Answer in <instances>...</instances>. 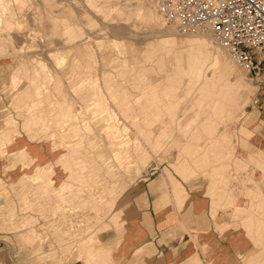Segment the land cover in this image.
<instances>
[{
    "label": "bare ground",
    "instance_id": "bare-ground-1",
    "mask_svg": "<svg viewBox=\"0 0 264 264\" xmlns=\"http://www.w3.org/2000/svg\"><path fill=\"white\" fill-rule=\"evenodd\" d=\"M10 1L16 3L17 10L12 8V6H9ZM82 1L83 3H86V5H88L86 9L78 10L75 7H72L70 9V15H68L71 16L72 21L67 22V20L59 18L61 14L59 15L58 13H56L57 10L56 8L53 9V7L56 6L55 4L58 2V0H0V55L12 56V54L15 53V51H20L22 48L24 49L26 47V46L23 47L25 43L24 45H22L23 43H21L23 42V38L21 33L18 32V30H21L22 26L18 24L19 23L18 18L28 15L30 6L32 5L34 6L38 14L43 13L46 17L45 21L44 20H40V21H44L48 27V30L47 31L45 30L47 35V36L45 35V39H47V43L49 40L50 44H55L59 46L61 45L64 47L65 50L75 49L74 51L77 54H79L78 56H81L83 54L81 53L80 47L78 46L76 47L74 44L85 39L87 35V32L84 29L85 25L83 26L82 23L79 22L78 20L82 18L81 16H84L88 18L90 24L91 23L94 24L91 20L92 17H90L91 16L90 13L87 12L88 9H90V11H92L93 14L100 15L104 19L111 17L112 14H116L120 16L121 20H124V23L120 22L122 24H128V22L125 21L129 20L130 22L132 15L137 10L139 17L142 20L148 23L153 29H157V33L160 34V36H158L160 38L158 41L161 44L164 43L166 40H168L167 36L171 34L172 35L176 34L175 36L177 35L182 36L183 41L188 47V49L186 54L181 53L180 55L177 56L175 55V58L177 59V61H179V63L176 62L177 64L176 66L178 70L177 73L174 74L173 72L174 74L173 77L167 78L168 82L164 85V87L161 90H157L156 92H151L147 96L146 102L140 106L139 110H136V107L133 108L132 106L133 103H130V101L134 102L137 100L136 102L138 103L136 104H139L141 99L132 100L131 97H130L131 100L129 99V101L128 99H123V100L120 99L119 104L122 110L121 111L122 114L123 113L126 114V116L128 117L126 118L127 120L129 119V115L130 117H132L131 120L134 119L133 122L135 123H132V121L131 123L135 131L137 130L136 133L139 132V134H137V137L138 135L140 136L141 134H143V136L145 135L147 139H149V141L153 139L155 145H157L158 142L160 141L158 139L159 134L162 133L168 134V131L171 130L170 128L171 125H173V128L175 130H180L181 133L185 136L183 140L176 138L175 140L177 143H181L182 151L187 154V158L190 159L192 163H196L198 165L204 163L208 164L216 160L222 158L225 159V158H229V156H232L235 147L234 141L230 143V141L232 140V136L229 135L228 131H225L219 135L214 133L215 132L218 133L219 122H222L226 118H229L231 116L236 118L235 121H237L242 117L243 113L245 112L244 107L246 106L247 102L250 99L249 95L252 90L251 88H248L250 86L244 87L241 84L240 80H236L235 82H232L230 80L229 77L231 74V70L235 66H233V61L229 59L228 55L223 51V49L228 54L229 52L224 47L221 46V44L216 40V38L211 34V32L197 31L189 34L177 33L171 25L165 24L164 20L158 13L157 11L158 0H118V1L117 0H82ZM69 5L72 6L71 4ZM80 6L83 5H81L80 3ZM84 8L82 7V9ZM1 18H3V20H1ZM33 20L35 19L33 18ZM114 21H112V23H109V25L114 24ZM117 27L116 29L119 28ZM128 29L130 30V28ZM87 37L89 38V36ZM16 41H19L21 44L16 45ZM161 44L160 46L163 47L164 44L163 45ZM163 50L165 51V49ZM22 53L24 52L22 51ZM32 55H34V53ZM162 55L164 57V52ZM66 57L68 58V56ZM54 58L56 61V65L58 66L59 65L63 66V64L66 63V60L67 63L69 62V64H71V60L69 61L68 59H65L61 56H55ZM30 59L28 58L19 61L16 65H14L12 69L13 70L12 77H14L15 80L11 82L10 85H6L10 90L13 91V92L11 91L12 92L10 97L11 104L10 101L9 104L12 105V107L17 110V113H19L20 115L22 114L23 119H22L21 128L24 130L23 135H25V137H29V138L35 137L37 139L41 138L38 142H41L43 140H49L52 146L51 150H58L59 153L56 154L54 160L49 161L45 164H36L32 172L23 173L16 181L14 182L12 181L10 187L12 190L13 188L17 189L16 187L19 188V193L21 194V201L23 207H26L27 204L30 203L31 196L33 194L42 191L43 196L46 200H51L55 202L57 205L56 206L57 208L53 214L54 216L53 219L57 218L59 215L65 214L66 211L68 210L76 209L79 203L81 204L89 203L90 211H92L91 213L93 214L92 217L94 218L99 217L100 209L95 199L91 197V191L93 188H91L90 190L88 189L90 192L87 194L88 190L84 187L87 185L85 182L87 183L91 182V180L88 182V179H93L94 175L85 174L86 170L88 169V166L85 163L86 160L82 157H76L73 150L71 149V146L73 145L72 143L75 141L74 139H78L74 137V131L78 128L77 124L79 123V121L87 129L91 128L89 125L90 123L88 122L89 120L94 124V127L100 128L103 125V119H104L102 116L103 108L97 105L96 103H94L93 95L92 96L86 95L85 97L83 96L84 93L81 92L83 93L82 94L83 103L85 105L86 108L85 110L87 114L82 112V115L77 116L76 113L74 112L72 103H70L66 99L67 89H65L63 87V83L59 81V77L56 75L57 72H54L56 76L53 75V73L50 74L48 69L49 67L46 66V63L44 61L38 60L36 61V63H34L32 59L31 60ZM234 61L236 63L235 59ZM162 62L164 61L162 60ZM32 67H35L36 71L41 73L42 76L35 80H32L30 78ZM69 67L72 71L76 69L75 65L74 66L69 65ZM141 70L143 71V69ZM223 70L226 72H223ZM151 71L152 74H149V76L144 75L147 78L145 83L148 81L149 78L155 77V75L153 76L152 68ZM159 73H161L160 70ZM132 78H133L132 82L135 80L138 81V79H136L135 76H133ZM50 81L54 82V86L57 91V94L60 96L58 99L54 98L56 102L51 100V97L54 96L53 95L51 96V90L49 88ZM154 81L158 82L156 80ZM181 83H183L182 87H180ZM72 85L75 86L73 88L78 89V91H80L81 87L79 89L78 88L79 85H77V83H74ZM105 87L108 90V94H109V92H111L112 89L111 84L108 83L106 84ZM119 87L120 86H118V88ZM118 90H122V89H118ZM122 91L125 92L126 90H122ZM126 93L127 92H125V95ZM87 96L89 100H87ZM113 96L115 95H112L111 92L109 94V97L112 98ZM188 97L190 98L189 99L190 103L196 104V107H192L190 109L188 108L186 110L183 109L184 114L183 117H181V115H178L179 114L178 110H180L182 106L181 102L184 101L186 104L187 101L186 99ZM162 98L167 99V103L163 106V108L162 107L155 108V104L159 103ZM29 101H31V104ZM2 107L3 106L1 105L0 112H3ZM151 107H153L154 109L152 108L151 110ZM136 111L137 113H135ZM117 113H119V108ZM146 113H147V117H144V127H141L140 124H138L136 121L137 120L136 115L140 116V114H142L141 115L142 117ZM162 113L167 116L166 118L168 119V121L163 120L165 118H162L163 117ZM120 118L123 117L120 116ZM86 119H88V121H86ZM119 121L122 120L120 119ZM70 123H72L71 129L67 133L47 132L54 126L64 127ZM17 124L18 123L17 122L15 123V119L13 117H9L7 121L4 122L3 125H0V129L3 128V130L0 131L2 132L0 135V155L6 156V161L16 160L17 158L21 159L23 160V162H25L26 166L29 168V166L32 164L34 159L29 155L27 150V145L24 144V141H22V139H19V136H21L20 135L21 132L18 130ZM127 124H129V122H127ZM155 129L156 132L154 131ZM189 131L190 132L192 131L191 135L187 134V132L189 133ZM45 132H47V134ZM208 133L209 135L211 133L213 135L211 134L212 136L208 138L206 136L208 135ZM185 134H187V136ZM166 136L164 135L165 138ZM205 137L208 138V140L210 139L211 140L210 141L206 140L205 142ZM106 138L109 141L108 142L109 145L112 138L114 141H116V128L113 124H111L107 128ZM146 140L145 142H147ZM150 143H152V141ZM18 144H20V146L17 148L16 145ZM138 144L139 142L136 141L135 151L137 149V151H139L138 153L139 157L141 159H144L145 154L141 150ZM10 145H13V149L10 152H8L7 147ZM159 145L160 144H158V146ZM158 146H156V149ZM125 151L127 150L125 149ZM112 156H113V160L116 161L120 156V151L118 152L117 150H114ZM126 158L127 157L124 156V159ZM253 160L254 163L262 170L263 178L258 182L259 185L258 183L256 184V186L254 184L255 186L254 188H248L246 190L245 192L246 200H247L246 207L241 209L240 207L235 206L236 209L233 217L236 218L242 224V226L247 231V235L250 238L258 240V242L260 241L259 240L260 238L261 241H263L260 242L263 244L264 243V161L260 159L259 160L253 159ZM74 163H77L78 165L75 167ZM180 165L181 166L179 167V171L181 172L185 180L189 179L192 175H195V170L191 169L187 163L183 162ZM56 166L59 167L65 174L64 177L59 182H55V180L52 177L53 174L55 173ZM219 168H214L213 170L207 173L208 176L210 177V184H211L210 193L212 196L210 210L212 212L211 214H213L214 217H216L217 214L216 212L218 211L217 209L219 202L223 200L224 196H226L227 199H229V202H227L228 205L229 204L233 205V201H234V197L231 191L232 189L231 190L229 189L230 190V191L228 190L229 192L228 191L226 192L225 189V186L227 187V182L229 180L224 175L223 170ZM249 177L251 176L248 175L247 178ZM94 180L96 179L94 178ZM0 181L3 183L2 180ZM94 182L95 181L92 180V183ZM83 183H85V185H83ZM244 183L246 184V182ZM77 184L80 186L83 185V187L77 188V186H74ZM172 186L175 188L177 194H180L182 199L184 200L187 193L182 183L180 181H176L173 183ZM77 199H78V203H76ZM223 204L221 205L222 207ZM224 207L226 206L224 205ZM14 208L15 207H13V209ZM255 209L256 210L258 209L259 212L261 213L260 218L256 217ZM14 213L12 212L10 216L13 217ZM115 218L116 217L114 216L112 220H115ZM87 221L90 223L93 222V220L90 218H88ZM78 223H80V225L82 226L83 221L82 222L79 221ZM62 224L63 226H66L67 222L63 221ZM23 225H26L25 228H27L28 226L27 224H23ZM77 226L78 225H76V227ZM214 226L218 228L216 229L218 231L222 229V226H219L217 223ZM107 227L108 224L103 225L98 229L96 228L97 229L96 232L99 233L101 230H104ZM19 229L21 228L19 227ZM19 235L23 239L24 243L33 244L38 242L35 248L33 249L34 254L38 256V258L49 256L47 250L41 251L43 249V244L39 240L41 237L43 238L42 241L44 243L47 242L48 237L46 235L41 236L40 233L38 234L33 230H30L28 232H23ZM97 241L98 239L96 234L85 235L78 239L76 245V251L78 252V258L84 261L85 264H98L99 262L104 261L105 252L102 248L97 247L96 245ZM255 242L257 243V241ZM205 246L206 245H204V248ZM92 254H94L95 257L92 258L93 256ZM259 264H264V259Z\"/></svg>",
    "mask_w": 264,
    "mask_h": 264
},
{
    "label": "rangeland",
    "instance_id": "rangeland-1",
    "mask_svg": "<svg viewBox=\"0 0 264 264\" xmlns=\"http://www.w3.org/2000/svg\"><path fill=\"white\" fill-rule=\"evenodd\" d=\"M78 1L77 0L76 1L75 0L74 1L73 0H58V2L55 4L56 6H54L53 9L56 8L57 9L56 13H58L59 15L61 14V16H59L60 19L67 20V22L72 21L71 16H68L70 15V9L72 7H75L78 10H85L86 7L88 6L86 5V3H83L82 0H78ZM80 3L83 6H80ZM69 4H71L72 6H70ZM9 6H12V8L17 10V5L15 2L10 1ZM82 7L83 8L85 7V8L82 9ZM87 12L90 13L91 15L90 17H92L91 20L94 24L92 23L90 24V22L88 21V18L84 16H81L82 18L78 20L79 22L82 23L83 26L85 25L84 29L87 32V35L85 37L86 40L83 39L82 41L74 44L76 47L77 46L80 47L81 53L83 54L81 56H78L79 54H77L74 51L75 49L65 50L64 47L61 45L59 46L55 44H50L49 40L47 43V39H45V35H46V31L48 30V27H47V24L44 22L46 17L43 13L38 14L33 5L30 6L28 15L18 18V22H19L18 24L22 26L21 30H18V32L21 33L22 38H23V42L21 43H23L22 45H24L25 43L23 47L26 46L24 49L22 48L21 50L27 55L22 53L21 50L15 51V53H13L14 55L12 54V56L0 55V106L2 105L4 107V108L2 107L3 112H0V125H3L4 122L7 121L9 117H13L15 119V123L16 122L18 123L17 124L18 130L21 132L20 133L21 136H19V139H22V141H24V144L27 145V142H38L41 138L39 139L35 137L29 138L23 135L24 130L21 128L22 119H23L22 114L20 115L19 113H17V110L13 108L12 105H10L11 104L10 97L13 91L10 90L6 86V84L8 81L9 83L8 85H10V83L15 80V78L12 77V74H13L12 69L14 65H16L21 60L31 58L34 63H36V61L38 60L44 61L46 63V66L49 67L48 69H49L50 74L53 73V75H55L54 72H57L56 75L59 77V81H61L63 83V87L67 89L66 99L70 103H72L74 112L76 113L77 116L82 115V112L87 114L85 110L86 109L85 105L83 103V97H82L83 93H84L83 96L85 97L86 95H89V96L93 95L94 103H96L97 105L103 108L102 110L103 112L102 116L104 118L103 125L100 128L94 127V124L90 120L88 121V119H86V121L90 123L89 125L91 128L89 129L91 130L86 129L83 133L80 132L81 137H83V143L85 145L83 155H84V158L86 159V162H85L86 165H91L92 163L96 165V161L98 162L97 168H93V169L89 168L86 170V173H85L86 175L88 174L94 175V178L97 181L94 180V178L88 179V182L90 180L91 182L89 183L85 182L88 186L86 185L84 187L87 190L88 189L90 190L91 188H93L91 191V197L95 199L100 209L99 217H95V218L92 217L93 214L91 213L92 211H90L89 203H85V204L79 203L76 209L68 210L65 213L67 216L71 217L70 219H73L71 220L72 221L71 223L74 224L75 228L82 229L83 226L85 227V225H87V228L90 232V233L88 232L89 233L88 235L90 234L98 235L96 230L99 227H102L103 225L109 224L112 218L115 216L116 219L119 221V225L118 227L113 226L111 227V229L114 228L113 230L115 231L117 236L115 240L110 242L115 245L119 241V237L123 230V228L121 227L123 226V223H124L120 219L121 211L115 210V205L116 207L120 206L123 209L124 206L128 204V202H126L125 204H122V202L118 201L120 195L123 193L125 188L129 184H132L133 182L142 183L145 180H148L150 177H154V176H158L161 178V182L163 186L162 185L160 186L165 187V188L167 187V185L170 186V184H168L167 178L170 181L174 178L175 179L178 178L181 181L182 180L186 181L183 178L181 172L179 171V167L181 166L180 164H182L183 162L187 163L191 169L195 170V173L197 172H202V173L207 172L208 173L214 168L220 167L219 169L223 170V173L228 178V180H229V177L228 175H226V171L229 169H233L236 172L239 170H242L246 172V177H248L249 175L247 173L248 167H251L253 170L254 169L256 170L257 168L256 173L254 174V177L256 176L255 178H257L259 181L262 180L263 178L262 170L254 163V160L247 154V152H256V151L260 152L261 150L264 149V146L261 148H257V147H254L253 145V144H259V145L264 144V120L261 119L260 113H259V123L254 120V113L256 112V107H255L256 96L259 93V100H260L261 98L260 96L262 92L264 91V69L261 70V74L258 77H253L249 73L244 71L237 62L236 64L234 59L230 56V54H228L223 49V51L228 55L229 59L233 61V66H235L231 70V74L229 77L230 80L232 82H235L236 80H240L241 84L244 87L250 86L248 88H251L252 91L249 95L250 99L247 102L246 106L244 107L245 112L243 113L242 117L238 119L237 121H235L236 118H234L233 116L226 118L224 121L219 122L218 124V129L220 131L218 130V133L217 132L214 133V134L219 135L225 131H228L229 135L232 136V140L230 141V143L232 141L235 142V147H234L232 156H229V158H225V159L222 158V159L216 160L208 164L204 163V164L198 165L196 163H192V161L187 158V154L183 152L181 149V143L176 142L175 138L181 139V140L185 138V136L181 133L180 130H175L173 128V125L170 124L171 130H169L170 132L168 131V134H163V133L159 134L158 139L161 141V142L159 141L160 143L158 142V144H160L159 146L158 144L157 145L154 144L153 139L152 140L150 139L152 141V143H150L151 141H149V139H147V137L145 135L143 136V134L141 133H140L141 135L140 136L138 135L137 137V134H139V132L136 133L137 130L135 131L132 125V123H135L133 122L134 119L131 120L132 117H130L129 115L130 120L129 119L127 120L126 118L128 117L126 116V114L124 113L122 114L121 112L122 110L119 104L120 99L121 100L128 99V101L129 99L131 100V98L132 100L141 99L139 104H136L138 103L136 102L137 100L134 102L130 101V103H133L132 105L133 108L136 107V110H139L140 106L146 102V98L151 92H156L157 90H161L164 87V85L168 82L167 78L173 77V75L177 73L178 70H177L176 62L179 63V61H177V59L175 58V55L177 56V55H180L181 53L186 54L187 49H188V47L183 41L182 36L180 35L175 36L176 34L175 35L171 34L167 36L168 40H166L164 43L161 44L158 41L160 39L158 37L160 36V34L157 33V29H153L148 23L142 20L139 17L137 10L132 15L130 22L129 20L125 21V22H128V24L120 23V22L124 23V20H121L120 16L116 14H112L111 17L104 19L100 15L93 14L92 11H90V9H88ZM33 18L35 20H33ZM1 20H3V18H1ZM40 20H44V21H40ZM112 21H114V24L109 25V23H112ZM117 25L120 29L117 27ZM116 27L118 29H116ZM128 28H130V30ZM154 30L156 31V33ZM87 36H89V38ZM21 43L19 41H16V45H20ZM160 44L161 45L164 44V46L162 47L160 46ZM56 46H59V47H56ZM163 49H165V51ZM169 50L172 52H170ZM163 52H164V57L162 55ZM33 53L34 55H32ZM55 56H61L65 59H68L69 61L71 60V64H69V62L67 63V60H66V63H64L63 66H60V65L58 66L56 65V61L54 58ZM66 56H68V58ZM162 60L164 62H162ZM52 62L54 65L52 64ZM7 63L11 64L12 66L11 71L9 70V68L6 67ZM69 65H73V66L75 65L76 69L72 71ZM151 68L153 70V76L155 75L157 79L155 77L149 78L148 81L145 83L147 78L144 75L149 76V74H152ZM141 69H143V71ZM159 70L161 71V73H159ZM223 72H226V71L223 70ZM41 76L42 74L36 71L35 67H32L30 78L32 80H35ZM133 76H135L136 79H138V81L137 80L133 81L135 83L132 82ZM154 80L158 82H155ZM74 83H77V85H79L78 86L79 89L81 87L80 91H78V89L73 88L75 87L74 85H72ZM108 83L111 84L112 95H115L112 97L113 99L109 97V94L111 92H109L108 94V90L105 87L106 84ZM118 86L120 87L118 88ZM182 86H183V83L180 84V87ZM49 88L51 90V96L52 95L54 96V97L50 96L51 100L56 102L54 98L58 99L60 96L57 94V91L54 86V82L52 81L49 82ZM116 88L126 90L125 91L127 92L126 95L124 91L118 90ZM79 92L80 93L83 92V93L80 94ZM123 95H124V98H123ZM162 99L159 103L155 104V108L156 107L163 108V106L167 103V99L165 98H162ZM189 99L190 98L188 97L186 99L187 101L185 100L186 104L184 101L181 102L182 106L180 110H178V113H179L178 115H181V117H183V114H184L183 109L186 110L188 108L190 109L192 107H196V104H191ZM87 100H89L88 96H87ZM9 101H10V104H9ZM29 102L31 104V101ZM111 103L114 106H112ZM115 103H118V104H115ZM189 105H192V106H189ZM118 108H119V113H117ZM152 108L153 107H151V110ZM260 111L261 109H259V112ZM135 113H137V111ZM141 115L142 114H140V116L136 115L137 116L136 121L138 124H140L141 127H144V117H147V113L142 117ZM120 116L123 118H120ZM162 116H163L162 118H165L163 119L164 121H168V119L166 118L167 116L165 114L162 113ZM120 119L122 121H119ZM127 122H129V124H127ZM72 123L64 127L54 126L47 132L67 133L70 131ZM78 124H81V122L79 121ZM111 124H113L116 128V141L112 147L108 144L109 141L106 138L107 128ZM80 127H82V124ZM247 127H249L253 131L251 136L249 137L246 135L243 136L245 134V130L247 129ZM2 130L3 128L0 129V131ZM154 131L156 132V129ZM47 132L45 133L47 134ZM1 133L2 132H0V135ZM129 133L131 134L133 133L135 137L132 143H129V140H128ZM187 134L191 135L192 131L191 132L189 131V133L187 132ZM187 134L185 135L187 136ZM211 134L209 135L208 133L209 136L208 135L206 136L210 138L213 135ZM164 135L165 136L168 135V136H166L165 138ZM208 138L205 137V142L206 140L207 141L211 140V139L208 140ZM144 139L145 140L147 139L146 141L148 142V144L147 142H145ZM136 141L139 142L138 145L140 146L141 150L145 154L144 159H141L139 157L138 155L139 151H137V149L135 151ZM41 142L46 145H49L52 148L49 140H43ZM144 144H147V145H144ZM156 146H158L157 149H156ZM12 148H13V145L8 146L7 147L8 152H10ZM125 149L127 151H125ZM114 150H117L118 152L120 151V156L116 160V163L118 162L119 159L121 162L122 160L126 162L132 156L137 157L139 160V165L137 166L136 171H130V173L127 175V174L117 173L116 168L113 170L112 166H109V165H111L112 164L111 162H113L112 153L114 152ZM238 151H239V154L242 155L241 157L240 156L238 157L239 155ZM240 151H242L243 154L240 153ZM124 156H126L127 158L124 159ZM175 159H176V163H171ZM259 159L263 160V158H261V154H259ZM231 162L238 164L236 166L238 168H232ZM5 163H6V156L0 155V180L3 181V183L0 181V213H3L6 223H7V224H0V245L2 244V242L4 243L7 242L10 246V250H11V253L13 254L14 259L17 257V259L20 260L19 264H40L34 261V258L30 257V254L28 253L27 250H23L22 243L19 241V238H18V233L21 234L23 232H28L30 230H33L37 232L38 234L40 233L41 236L46 235L48 237V235H50L48 231L51 228L49 227L48 222L52 220L54 216H52L49 206L46 209H41V204L43 203L42 201L34 202L35 205H37L36 207L34 206L35 210H30V209L23 207V204L21 201V194L19 193V188L16 187L17 189L13 188L12 190L10 188V183L12 181H15L23 173H28L30 169H28L27 167L21 170L19 174L18 172H16L17 174H12L16 167L13 169H5L4 168ZM77 165H78L77 163H74L75 167ZM61 174L63 176L65 175L63 173ZM199 174L200 173H198L196 176L195 175H192V176L198 177ZM98 178L100 181L98 180ZM92 180L95 181L94 182L95 184L92 183ZM85 183H83V185H85ZM112 184H116L117 186H119V188L120 187L124 188L123 191L119 194L117 200L115 199V193L113 191ZM83 185L80 186L77 184L74 186H77V188H80V187H83ZM171 188H172L171 190L174 195V198H177L176 196L177 192L175 191V188L173 186H171ZM89 190L87 191V194L90 192ZM32 196H35V195H32ZM1 202H4V206L2 205ZM76 203H78V199L76 200ZM13 207L15 208L13 209ZM245 207L246 205L240 208L243 209ZM224 208L225 207H219V209H224ZM38 209H41V210L39 211ZM235 209L236 208L234 207L232 216L231 214L229 215L231 219V221L228 222L229 224L235 223L236 222L235 220H237L236 218L233 217L235 213ZM12 212L13 213L15 212V213L13 214V218L10 220V214ZM257 214L259 215V218H260L261 213L259 212L258 209L255 212L256 217H258ZM32 217L35 218V220L32 221ZM88 218L92 219L93 222L92 223L88 222L87 221ZM213 218L216 219V217L214 216ZM29 221L31 223L28 224L27 228H25L26 225H23V223H26ZM79 221L81 222L83 221L82 226L80 225V223H78ZM97 221H99L100 224L96 227L97 229L95 228L96 229L95 230L93 227L95 225V222ZM76 225L78 226L76 227ZM218 225L222 226V228L224 227V224L222 225L218 224ZM13 226H15V228H11ZM19 227L21 229H19ZM39 240L43 244V249L41 251L47 250L48 243H52L53 247L55 248L54 252H55L56 257L54 259L58 258L62 261L75 260V251H73L75 249V246L73 247L75 242H67V246L65 247V246H61L60 243H57L55 241H54L55 243L52 242L53 239H50V240L48 239L49 242L47 240V242L45 243L42 241L43 238L40 237ZM259 240L261 241L260 238ZM260 241H259V246L261 247V250H263L264 243L262 244L261 242L263 241L261 242ZM101 242L102 244H106L103 241ZM37 243H33V244L25 243V244H27L28 246L35 247ZM67 248H69V250H67ZM139 252L140 250H137L136 254H138ZM92 255H93L92 258L95 257L94 254ZM49 258L50 257L47 256V257H43L40 259L45 260ZM109 262L110 264H112L111 260H109Z\"/></svg>",
    "mask_w": 264,
    "mask_h": 264
},
{
    "label": "crops",
    "instance_id": "crops-1",
    "mask_svg": "<svg viewBox=\"0 0 264 264\" xmlns=\"http://www.w3.org/2000/svg\"><path fill=\"white\" fill-rule=\"evenodd\" d=\"M6 67L11 71V64H7ZM8 84L9 83L7 81L6 85ZM260 97L261 98L259 100L258 93L255 99L256 112L254 113V120L258 123L259 113L261 119L264 120V91ZM259 109H261L260 112ZM80 126L81 124H77L78 128L74 131V137L78 139H74L75 141L72 143L73 145L71 146V149L73 150L76 157L84 158L83 152L85 145L80 132L83 133L87 128H85L84 125H82V127ZM252 132L253 131L247 127L243 136L246 135L249 137L251 136ZM128 136L129 143H132L135 138L134 134L129 133ZM114 143L115 141L112 138L110 141V146L112 147ZM20 144L16 145L17 148L20 146ZM253 145L257 148L264 146V144ZM27 150L29 155L34 159L31 166L28 168L30 169L28 173L34 170V166L36 164H45L49 161H52L55 159L56 154L59 153L58 150H51L49 145H46L42 142H27ZM240 153H242V151H240ZM247 154L252 159L258 160L259 154H261V158H263L262 161H264V149L260 152H247ZM239 156L241 157L242 155L239 154L238 157ZM112 161V164L109 166H112L113 170L116 168L117 173L127 175L130 173V171H136L137 166L139 165L138 158L133 156L126 162L123 160L122 162L118 160L117 163L115 160ZM171 163H176V159ZM237 165L238 164L231 162L232 168H238L236 167ZM87 166L88 169L97 168L98 162L96 161V165L92 163L91 165ZM4 168H15L12 174H17L16 172L19 174L20 171L24 168H27V166L23 160L17 158L16 160L6 161ZM256 170H253L251 167H248L247 169V173L253 179L251 177L247 178L246 172L242 170L236 172L233 169H229L226 171V175H228L230 182H227V187L225 186V189L226 192L229 189H232L231 191L234 201L233 205L231 204L228 206L227 202H229V199L224 196L223 200L219 202L217 209L218 211L216 212L217 214L215 213L216 219L213 218L210 210V204L212 202L210 193L211 184L207 172H197L195 173V176L200 173L198 177L193 176L186 181H181L178 178H174L170 181L167 178L168 184H170V186L167 185L166 188L160 186H163V184L161 182V178L158 176L150 177L148 180H145L142 183L133 182L132 184H129L124 191V188H119V186L116 184H112L113 191L115 193V199L117 200L119 194L123 191L118 201L122 202V204L128 202V204L125 205L123 209L120 206L116 207L115 205V210L121 211L120 219L124 222L123 226L121 227L123 230L119 237L118 243L115 245L110 243L115 240L117 236L113 230L114 228L111 229V227H118L119 225V221L116 218L115 220L110 221L106 229L96 235L98 239L96 242L97 247L102 248L105 252V259L99 264H110L109 260L112 261V264L261 263L264 259V248L261 250L258 240L250 238L247 235L246 229L238 220H235L236 222L232 224L228 223L231 221L229 215L231 214L232 216L233 208L235 206L244 207L246 205V190L248 188H254L259 182V180L255 178L256 176L254 177ZM61 173L64 174V172L56 166L55 173L53 174V178L55 177V182L61 181V179L64 177ZM176 181H180L182 183L187 193L184 200L180 194H176L177 198H174L171 186ZM244 182H246V184ZM33 195L35 196H31L30 203H28L24 208L35 210L37 205H35L34 202L42 201L43 203H40L41 209H46L49 206L53 216L57 208L56 203L51 200H46L42 191H39ZM1 203L4 206V202ZM222 204L223 207L224 205H227V207L224 209H219ZM41 209L38 210L40 211ZM257 216L259 217L258 214ZM12 218L13 217L10 216V220ZM70 218V216L63 214L59 215L55 219L50 220L48 223L49 227L51 228L48 231L50 234L48 235V239H53L52 242L55 241L60 243L61 246L65 247L67 246V242H75L73 245V247L75 246V249L73 250L75 251V260L62 261L58 258L54 259L56 256L54 252L55 248L53 247L52 243H48L47 248L50 258L45 260L40 259L33 252L35 247L25 244L17 231L19 241L23 246V250H27L30 254V257L34 258V261L40 264H85L84 261L78 258L76 245L78 239L81 238V236L88 235L90 232L87 228V225H85V227L83 226L82 229L75 228L74 224L71 223V220L73 219ZM33 220H35V218L32 217V221ZM63 221H67L68 224L63 226ZM30 223L31 222L29 221L23 224L28 225ZM216 223L220 225L224 224V227L218 231L216 230L218 228L214 226ZM0 224H7L3 213H0ZM99 224V221L95 222L93 228L95 229ZM11 228H15V226ZM100 240L106 244H102ZM255 241H257V243ZM204 245H206L205 248ZM67 250H69V248H67ZM137 250H140L138 254H136ZM19 263L20 260H18L17 257L14 259L9 244L7 242H2L0 245V264Z\"/></svg>",
    "mask_w": 264,
    "mask_h": 264
},
{
    "label": "built area",
    "instance_id": "built-area-1",
    "mask_svg": "<svg viewBox=\"0 0 264 264\" xmlns=\"http://www.w3.org/2000/svg\"><path fill=\"white\" fill-rule=\"evenodd\" d=\"M157 11L179 34L211 32L251 76L264 69V0H158Z\"/></svg>",
    "mask_w": 264,
    "mask_h": 264
}]
</instances>
